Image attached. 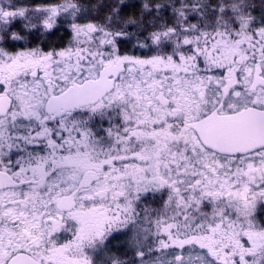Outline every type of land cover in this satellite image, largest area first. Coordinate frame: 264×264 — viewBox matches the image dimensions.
<instances>
[{
    "label": "snow or ice",
    "instance_id": "6c2138e0",
    "mask_svg": "<svg viewBox=\"0 0 264 264\" xmlns=\"http://www.w3.org/2000/svg\"><path fill=\"white\" fill-rule=\"evenodd\" d=\"M0 264H264V0H0Z\"/></svg>",
    "mask_w": 264,
    "mask_h": 264
}]
</instances>
